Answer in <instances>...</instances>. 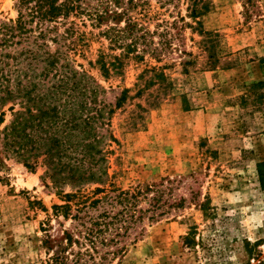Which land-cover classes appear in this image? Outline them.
<instances>
[{
  "label": "rangeland",
  "instance_id": "374dc122",
  "mask_svg": "<svg viewBox=\"0 0 264 264\" xmlns=\"http://www.w3.org/2000/svg\"><path fill=\"white\" fill-rule=\"evenodd\" d=\"M128 2L100 29L79 22L67 53L114 109L100 131L106 191L163 184L168 202L104 264H247L257 242L264 258V0ZM14 3L0 0V19H16ZM128 19L149 33V52L127 54L102 34ZM45 171L0 159V264H46L75 226L53 207L100 187H56Z\"/></svg>",
  "mask_w": 264,
  "mask_h": 264
},
{
  "label": "trees",
  "instance_id": "16d2710c",
  "mask_svg": "<svg viewBox=\"0 0 264 264\" xmlns=\"http://www.w3.org/2000/svg\"><path fill=\"white\" fill-rule=\"evenodd\" d=\"M122 3L15 0L16 19H0V159H15L29 170L41 163L45 179L56 187L100 185L92 196L79 199L78 192L69 194L64 205L53 207L57 217L71 219L75 226L64 232L66 246L46 264L112 261L126 252L144 220L154 223L165 214L168 199L164 200L163 184L106 191L100 131L114 109L105 103L100 85L86 72L77 71L67 53L77 43L79 22L100 29L110 20L119 21L127 15L125 9L117 10ZM128 5L134 6V0ZM102 34L127 54L136 52L139 44L146 46L144 53L149 52V33L131 19L123 29L110 26ZM101 62L107 70L106 62ZM194 233L185 238L187 247L194 244ZM260 243L247 244V264L252 260L264 264Z\"/></svg>",
  "mask_w": 264,
  "mask_h": 264
}]
</instances>
